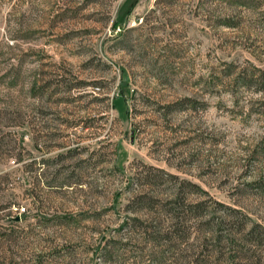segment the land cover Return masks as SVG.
I'll use <instances>...</instances> for the list:
<instances>
[{"label": "rangeland", "instance_id": "rangeland-1", "mask_svg": "<svg viewBox=\"0 0 264 264\" xmlns=\"http://www.w3.org/2000/svg\"><path fill=\"white\" fill-rule=\"evenodd\" d=\"M215 204L264 225V0H0V264H221Z\"/></svg>", "mask_w": 264, "mask_h": 264}, {"label": "trees", "instance_id": "trees-1", "mask_svg": "<svg viewBox=\"0 0 264 264\" xmlns=\"http://www.w3.org/2000/svg\"><path fill=\"white\" fill-rule=\"evenodd\" d=\"M250 188H254L255 191H259V185L256 183L248 184ZM144 197H138L136 204L140 207L142 205H152V201ZM178 200V198H176ZM215 206L223 213L220 218H211L208 221V225L214 224L217 227H225L226 234L221 237L215 232H210L209 238H203V243L206 240L218 242H224L225 245H239L235 248L233 256H225L222 259L221 264H262V256H257L256 252L251 250L252 247H264V225L259 222H253L250 218L240 212L239 210L231 209L222 204H215ZM188 210L192 215L202 208L201 203L194 205H187ZM132 221H137L136 218H132ZM216 220V221H215ZM176 225V223L174 224ZM212 229V228H211ZM231 233V234H230ZM221 242V243H222ZM214 243V244H216ZM230 255V254H229ZM198 258L194 259V264H198Z\"/></svg>", "mask_w": 264, "mask_h": 264}, {"label": "built area", "instance_id": "built-area-1", "mask_svg": "<svg viewBox=\"0 0 264 264\" xmlns=\"http://www.w3.org/2000/svg\"><path fill=\"white\" fill-rule=\"evenodd\" d=\"M23 212H24V209L23 208H19L18 211H17L18 214H21Z\"/></svg>", "mask_w": 264, "mask_h": 264}]
</instances>
